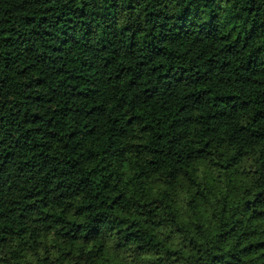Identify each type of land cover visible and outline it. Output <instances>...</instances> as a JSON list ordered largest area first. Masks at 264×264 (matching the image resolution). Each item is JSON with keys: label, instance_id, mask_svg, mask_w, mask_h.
I'll use <instances>...</instances> for the list:
<instances>
[{"label": "trees", "instance_id": "trees-1", "mask_svg": "<svg viewBox=\"0 0 264 264\" xmlns=\"http://www.w3.org/2000/svg\"><path fill=\"white\" fill-rule=\"evenodd\" d=\"M0 264H264V0H0Z\"/></svg>", "mask_w": 264, "mask_h": 264}]
</instances>
